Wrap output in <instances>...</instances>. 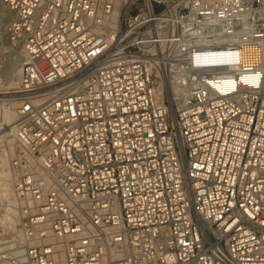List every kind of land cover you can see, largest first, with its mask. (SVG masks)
<instances>
[{
  "label": "built area",
  "instance_id": "built-area-1",
  "mask_svg": "<svg viewBox=\"0 0 264 264\" xmlns=\"http://www.w3.org/2000/svg\"><path fill=\"white\" fill-rule=\"evenodd\" d=\"M0 2L23 54L0 264H264V0Z\"/></svg>",
  "mask_w": 264,
  "mask_h": 264
},
{
  "label": "rangeland",
  "instance_id": "rangeland-1",
  "mask_svg": "<svg viewBox=\"0 0 264 264\" xmlns=\"http://www.w3.org/2000/svg\"><path fill=\"white\" fill-rule=\"evenodd\" d=\"M11 18H12V13L7 9V7L4 4L0 3V98L1 99H13L14 98V94L12 92L14 91L16 86L11 84L10 79L15 73V71L19 68L20 63H21V58H22L21 49L17 45L10 43V41L8 40L5 34L6 25L8 24ZM165 81L167 83V86H169V88L167 89L168 92L166 93V96L172 100L173 99L172 95L174 92L172 89V84H171L172 80H165ZM173 81L176 83L175 80ZM181 96L182 95H180V97ZM0 120L2 121V118ZM1 121H0V127H1ZM4 132L6 133L7 130H5ZM4 132H1L0 136H2V133L4 134ZM9 138L11 137H4L2 139L0 138V142H1L0 148L1 150H4L5 152L7 151V155L9 158V164H10V160L14 155L15 146L11 144L12 149L9 148L10 144L7 142V139ZM2 154L4 155V153ZM9 168L11 169V172H10V169H8L9 173L10 174L12 173V176H13L12 168L10 165H9ZM1 169L2 167L0 165V172H1ZM2 179L3 177L0 173V184L4 182ZM11 179L13 178L11 177ZM13 188H14V185H13ZM13 194H14V191H13ZM0 195H1L0 196V227H1L0 235L5 234L4 236L6 237L5 240H9V239L11 240L10 241L11 245L12 247H14L13 248L14 251L12 253H15V254H11L13 256L17 254L18 250H21L18 244L15 242L17 240V236L19 234V228H20L19 212L17 208L15 207L14 199L11 200V203L13 204L9 205L8 203L6 204V201L2 195L1 189H0ZM9 221H13L14 223L13 227L8 224ZM3 227L4 229L6 228L5 231L2 229ZM1 238H3V236H1ZM7 255L8 253L0 252V261L4 260L3 258H5Z\"/></svg>",
  "mask_w": 264,
  "mask_h": 264
},
{
  "label": "bare ground",
  "instance_id": "bare-ground-1",
  "mask_svg": "<svg viewBox=\"0 0 264 264\" xmlns=\"http://www.w3.org/2000/svg\"><path fill=\"white\" fill-rule=\"evenodd\" d=\"M21 53H22V50H21ZM22 56H23V54H22ZM18 72H19V68L15 71V73L13 74V76L10 79L12 85H15V86L17 85ZM171 84H172V89L174 91L172 97L174 100H176L180 97V95H182L181 90L173 80L171 81ZM161 85H162L161 86L162 87L161 93L164 96L166 94L169 86H167V83L165 80H163L161 82ZM16 107H17V103H15L12 99H1L0 98V116H1L0 119L2 118V121L0 120L1 121L0 133L7 130L6 133L5 132H4V134L2 133V136H0V138L2 139L4 137H11V138L7 139V142L10 144L9 145L10 149H12L11 144H13V146H14V141H15V140H13L14 138H12L11 130H12V122H13V109ZM2 153H4V155ZM0 165L2 167L0 173L3 177L2 180L4 181L3 183L0 184L1 185L0 189H1V192H2L4 199L6 201V204L8 203L9 205H12L13 203H11V200H13L12 196H13V191H14V188H13L14 183H13V179H11V177L13 178V176H12V173L10 174L9 170H8V169H10L9 168L10 164H9V158L7 155V151L5 152L4 150H1V148H0ZM10 172H11V169H10ZM8 224L12 227L14 225L13 221H9ZM2 229L4 231L6 230V228L4 229V227ZM1 236H3V238H1ZM4 236H5V234L0 235V252L1 253L2 252L8 253V255L9 254L10 255L15 254V253H12L14 251L13 250L14 247H12V245H11V242H10L11 240L9 238H7L9 240H5L6 237H4ZM18 252H20V250H18ZM13 256H15V255H13Z\"/></svg>",
  "mask_w": 264,
  "mask_h": 264
}]
</instances>
